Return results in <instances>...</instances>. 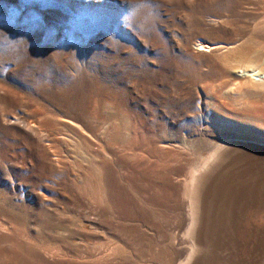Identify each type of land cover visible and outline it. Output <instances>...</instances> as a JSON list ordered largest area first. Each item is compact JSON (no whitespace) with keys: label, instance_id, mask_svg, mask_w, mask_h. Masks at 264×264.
I'll list each match as a JSON object with an SVG mask.
<instances>
[{"label":"rangeland","instance_id":"obj_1","mask_svg":"<svg viewBox=\"0 0 264 264\" xmlns=\"http://www.w3.org/2000/svg\"><path fill=\"white\" fill-rule=\"evenodd\" d=\"M263 21L264 0H0V264L184 261L188 171L264 145Z\"/></svg>","mask_w":264,"mask_h":264},{"label":"bare ground","instance_id":"obj_2","mask_svg":"<svg viewBox=\"0 0 264 264\" xmlns=\"http://www.w3.org/2000/svg\"><path fill=\"white\" fill-rule=\"evenodd\" d=\"M197 46L200 49L220 50L234 47L235 42L200 41ZM255 58L259 59L260 68L264 71V46L256 50ZM215 147L216 151L207 159H202L196 168L188 171V181L184 183L185 198L182 197L186 199L185 233L190 239L186 240L190 245L185 244L186 241L182 242L185 245L182 248L185 259L179 261V264H264V228L259 229L252 220L244 219L249 211H254L258 218L264 221V155L261 157L263 164L258 166L255 159L259 154L256 153L258 149L249 143L222 140ZM243 147L248 148L251 155H245L241 149ZM231 162H235L239 169H233L235 174L225 185L226 189L223 188V191L226 190V196L223 198V194L218 195L220 193L217 187L211 190V185L213 180L224 172L222 169L230 171L228 164ZM217 195L222 197L220 203L223 205L217 215H213ZM243 221L244 225L240 226Z\"/></svg>","mask_w":264,"mask_h":264},{"label":"water","instance_id":"obj_3","mask_svg":"<svg viewBox=\"0 0 264 264\" xmlns=\"http://www.w3.org/2000/svg\"><path fill=\"white\" fill-rule=\"evenodd\" d=\"M253 146V145H252ZM254 146H259L260 148H259V150H261V151H264V147H262V146H264V145H254ZM260 152V151H259ZM262 154L264 155V152H262Z\"/></svg>","mask_w":264,"mask_h":264}]
</instances>
